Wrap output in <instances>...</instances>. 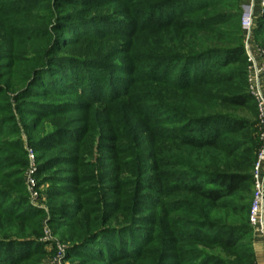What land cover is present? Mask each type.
I'll return each mask as SVG.
<instances>
[{
    "label": "rangeland",
    "instance_id": "1",
    "mask_svg": "<svg viewBox=\"0 0 264 264\" xmlns=\"http://www.w3.org/2000/svg\"><path fill=\"white\" fill-rule=\"evenodd\" d=\"M235 2L244 47L249 55L255 47L260 59L264 31L252 36L257 1ZM167 4L0 0V60L14 56L18 70L8 82L0 76V226L7 230L20 212L39 214L44 236L26 240L42 251L38 264H93V248L108 264H249V242L240 235L230 240L229 232L205 228L195 244L171 235L165 203L147 189L166 185L167 171L177 168L167 162V136L182 123L174 111H183L162 83L173 82L183 36L164 25ZM249 6L247 39L242 18ZM55 64L65 68L64 80ZM212 94L200 101L212 106ZM32 105L41 113L38 127L23 112ZM58 210L71 219L58 218L69 223L63 232L53 227Z\"/></svg>",
    "mask_w": 264,
    "mask_h": 264
},
{
    "label": "trees",
    "instance_id": "2",
    "mask_svg": "<svg viewBox=\"0 0 264 264\" xmlns=\"http://www.w3.org/2000/svg\"><path fill=\"white\" fill-rule=\"evenodd\" d=\"M166 1L170 10L163 18L164 25L176 26L184 37L180 42L181 55L177 54L170 73L176 69L173 82L162 83L182 109L183 112L174 111L179 112L182 123L167 136L172 151L167 162L177 168L167 171L166 185L147 184V189L153 199H162L165 203L166 229L171 235L193 244L204 238L205 228L229 232L230 240L240 235L239 239L249 242V264H256L252 249L254 231L248 215L259 132L256 105L246 80L248 64L240 26L241 11L235 0ZM180 18L186 20L175 22ZM259 31H264V13L257 20L253 38L254 32ZM223 41L227 44L221 45ZM261 45L264 47V42ZM55 65L57 74L64 80L65 68ZM72 65L71 68L75 66ZM159 68H164L163 62ZM16 73L14 56L1 58L0 76L5 82ZM80 79L81 76L75 77V84ZM41 87L39 91L47 98L49 86ZM207 88L227 93L212 94ZM211 94L214 106L206 101V95ZM35 108V105L27 106L23 112L38 127L41 113ZM229 108L245 110L249 116H235L226 110ZM62 216L65 221H71L66 213L58 210L53 227L60 232L69 224L58 221ZM9 222L7 230L6 226H0V264H38L36 260L42 251L29 248L26 240L29 236L36 240L43 238L41 216L20 212L12 215ZM94 250L88 254L92 263L108 264L106 254Z\"/></svg>",
    "mask_w": 264,
    "mask_h": 264
},
{
    "label": "built area",
    "instance_id": "3",
    "mask_svg": "<svg viewBox=\"0 0 264 264\" xmlns=\"http://www.w3.org/2000/svg\"><path fill=\"white\" fill-rule=\"evenodd\" d=\"M256 1L258 14L262 15L264 13V0ZM250 8L251 6H249L247 15L242 18V25L248 32L247 39H250L252 29L253 17ZM259 54L260 59L257 61L246 51L248 63L246 80L249 93L256 105L259 129V147L252 170V197L248 219L253 230L264 239V95L262 92L264 83V53L261 51Z\"/></svg>",
    "mask_w": 264,
    "mask_h": 264
},
{
    "label": "crops",
    "instance_id": "4",
    "mask_svg": "<svg viewBox=\"0 0 264 264\" xmlns=\"http://www.w3.org/2000/svg\"><path fill=\"white\" fill-rule=\"evenodd\" d=\"M252 47L251 55L259 60L256 48ZM252 249L255 255L256 264H264V244L262 238L258 234L253 233Z\"/></svg>",
    "mask_w": 264,
    "mask_h": 264
}]
</instances>
